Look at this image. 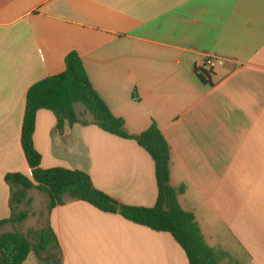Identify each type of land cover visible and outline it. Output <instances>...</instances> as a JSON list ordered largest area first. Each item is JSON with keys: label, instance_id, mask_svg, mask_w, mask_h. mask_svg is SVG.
<instances>
[{"label": "crops", "instance_id": "obj_1", "mask_svg": "<svg viewBox=\"0 0 264 264\" xmlns=\"http://www.w3.org/2000/svg\"><path fill=\"white\" fill-rule=\"evenodd\" d=\"M73 51L129 133L157 124L170 147V183L185 186L178 202L207 244L227 252L220 264H264V0H0V220L10 216L4 176L31 175L21 145L27 90L62 72ZM206 56L220 60L209 82L194 72ZM74 108L80 121L61 128L52 111H37L40 166L82 170L119 203L153 206L149 153ZM27 197L59 247L30 251L23 264H189L168 232L81 200L48 210L36 187ZM22 223L0 234L29 235Z\"/></svg>", "mask_w": 264, "mask_h": 264}, {"label": "trees", "instance_id": "obj_2", "mask_svg": "<svg viewBox=\"0 0 264 264\" xmlns=\"http://www.w3.org/2000/svg\"><path fill=\"white\" fill-rule=\"evenodd\" d=\"M195 74L202 81L209 82L211 73ZM133 96L138 99L135 92ZM75 104H81L91 114L92 123L103 131L134 140L149 153L154 161L157 186V197L153 206L119 203L97 189L89 174L82 170L62 167L44 169L40 166L41 154L33 141L37 111L39 109L52 111L57 117V127L61 128L65 121L69 124L80 121L74 108ZM21 145L31 168V175L13 172L4 176V181L10 186V216L0 220V229L6 223L19 224L26 220L29 211L21 210L20 206L31 205L27 191L36 187L47 194L48 210L62 204L66 198L81 200L101 211L118 213L125 219L154 231L168 232L184 250L189 264H220L221 260L228 257L227 252L207 244L193 212L180 206L178 194L184 191L185 186L176 188L170 183V147L157 124L152 122L140 133H129L125 129L124 119L115 116L94 89L82 59L76 52L66 55L65 68L62 72L36 81L28 88ZM52 246L58 248L59 244L50 225L31 231L27 236L18 231L1 233L0 264H23L30 251L40 256L41 252ZM231 260L229 264H240L236 260Z\"/></svg>", "mask_w": 264, "mask_h": 264}, {"label": "rangeland", "instance_id": "obj_3", "mask_svg": "<svg viewBox=\"0 0 264 264\" xmlns=\"http://www.w3.org/2000/svg\"><path fill=\"white\" fill-rule=\"evenodd\" d=\"M20 209L21 210L27 209L29 211L28 217L26 218V220L23 221L21 225L23 226L22 227L23 230H25L26 228H30V230L35 231L41 229L42 227H45V226L41 227V225L44 223V217H42L44 215V211L41 212L40 207L32 208L31 205L29 207L25 205H21ZM30 230H28L27 233H29ZM227 260H229V258ZM231 261L232 260L230 259L228 263H231ZM223 264H225V262Z\"/></svg>", "mask_w": 264, "mask_h": 264}, {"label": "built area", "instance_id": "obj_4", "mask_svg": "<svg viewBox=\"0 0 264 264\" xmlns=\"http://www.w3.org/2000/svg\"><path fill=\"white\" fill-rule=\"evenodd\" d=\"M219 62L220 60L214 56H206L204 59L195 63L194 71L196 73L206 72L210 74Z\"/></svg>", "mask_w": 264, "mask_h": 264}, {"label": "water", "instance_id": "obj_5", "mask_svg": "<svg viewBox=\"0 0 264 264\" xmlns=\"http://www.w3.org/2000/svg\"><path fill=\"white\" fill-rule=\"evenodd\" d=\"M51 264H60V261L58 259H50L48 260Z\"/></svg>", "mask_w": 264, "mask_h": 264}]
</instances>
